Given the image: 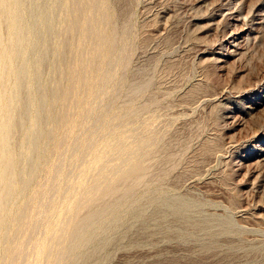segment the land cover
<instances>
[{"label":"rangeland","instance_id":"1","mask_svg":"<svg viewBox=\"0 0 264 264\" xmlns=\"http://www.w3.org/2000/svg\"><path fill=\"white\" fill-rule=\"evenodd\" d=\"M61 4L44 71L57 87L52 136L26 197L10 206L16 217L31 198L24 221L8 228L12 264H44L37 253L53 219L105 158L118 135L108 134L111 124L131 116L120 134L135 129L148 144L115 194L79 213L122 203L107 241L84 264H264V0ZM21 139L16 131L14 151ZM86 139H96L89 149Z\"/></svg>","mask_w":264,"mask_h":264},{"label":"bare ground","instance_id":"2","mask_svg":"<svg viewBox=\"0 0 264 264\" xmlns=\"http://www.w3.org/2000/svg\"><path fill=\"white\" fill-rule=\"evenodd\" d=\"M62 1L63 0H29L28 2L26 0H0L1 264H12L14 262L12 256L8 257V252L11 247H8L9 245L7 247L4 246L6 241L10 240L9 237L13 238V235L10 236L8 228H10L9 226L11 224L14 225L13 223L20 225L24 221L25 208H27L26 206L29 204L31 198H26L23 201L24 208L16 217L10 216V206L17 197L20 199L22 196L23 198L30 184L32 185V179L38 169V163L40 159L45 156L50 141L49 139H51L50 137L52 136V131L47 127V122L53 121V115L50 111L52 97L50 91L53 93V91L57 90V87L53 85V75L44 77V71L48 56L52 50L51 48H48L50 39L54 34L56 36V34L59 33V28L56 27L55 23L58 21L57 15L59 14V11H61L60 8L62 6ZM59 22H57V24ZM6 23L9 27L7 38H5L3 34V24ZM107 66L109 65L107 64ZM9 79L11 80V83L9 81L10 84L8 83ZM131 117L121 118L118 123L111 124L110 128H108V134L113 135L118 133V135L111 139L112 141L110 140L108 149H104L106 150L103 155L105 158L103 159L101 157L100 159L99 157L96 159V162L98 160V165L94 166L96 172H94L95 174L92 177L85 179L80 195L76 198L74 197L70 199L64 209V213H62V215L60 214L58 218L56 217V219H53L54 224L53 229L52 227L51 229L54 230V233L49 239L43 241V244L37 253L44 258V264H84L85 260L94 253V251L101 247L100 243H105L107 241L105 238L106 229L111 227V225L117 221L122 203L107 207L96 214L87 215L82 219H80L78 215L83 209L92 203L94 199H97L102 195L115 194V192H113L114 185L129 176L139 167V160L143 156L145 148L147 147V141L142 137H139L135 129H132L127 135H121V131H119L123 126L121 125L119 127V125L123 122L125 124L126 121L131 120ZM125 130L122 131L125 132ZM16 131H19L22 134L18 151L12 149ZM126 132L128 131L126 130ZM102 138L106 137L102 136ZM129 138L130 141H128ZM76 141L78 140L76 139ZM95 141H88L85 149L92 147ZM81 145L82 144H80V146ZM95 154H97V152ZM113 157L120 158V161H118V163H109V159ZM113 160L118 159L115 158ZM88 162L86 165H89ZM91 163L94 165V162ZM60 165L61 162L59 161L54 171V174L56 173L55 175H57V172L60 170ZM94 167H91V169ZM82 178L81 180H84ZM79 190H77V192ZM123 196H125V199L127 200L129 198V191H124ZM79 201H81V204H74ZM62 207L64 208V205H62ZM53 216L55 215L53 214L52 217ZM37 226L38 225L33 226L32 230L36 229ZM46 232L48 233L49 231ZM38 243L40 242L38 241Z\"/></svg>","mask_w":264,"mask_h":264}]
</instances>
